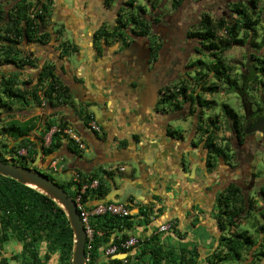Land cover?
Returning <instances> with one entry per match:
<instances>
[{
  "label": "flooded vegetation",
  "instance_id": "1",
  "mask_svg": "<svg viewBox=\"0 0 264 264\" xmlns=\"http://www.w3.org/2000/svg\"><path fill=\"white\" fill-rule=\"evenodd\" d=\"M3 1L1 25L14 5L17 18L30 23L29 31L15 38L13 54L0 55V85L3 91H12L0 98L3 161L17 165L21 155L23 163L30 161L26 167L46 173L38 168L46 159L44 148L63 123V133L80 132L84 146L75 148L73 155L65 148L56 150L63 154L50 162L65 158L66 167L89 172L133 160L138 174L122 176L119 183L112 180L108 188L114 198L133 202L137 195L147 205L163 207L169 201L167 190L183 191L185 207L180 208L187 217L192 215L190 219L198 223L205 215L215 222L209 221L219 234L209 235L218 239L211 253L227 231L219 228L218 219L220 211V219H227L231 185L244 206L247 201L264 206L262 186H257V195L248 197L257 185L254 155L264 144V131L258 130L264 126V92L249 79L255 62L248 57L242 67L230 66L234 77L226 86L233 89L242 109L232 113L235 121L229 122L224 111L220 119L218 115L213 119L207 101L215 93L208 89L217 85L218 78L211 59L209 72H198L197 57L203 53L211 57L201 36L206 14L202 0ZM28 4L29 8H20ZM51 87L54 91L46 94ZM9 105L14 116L2 123ZM184 121L189 125L182 126ZM20 123H31L32 144L16 154L19 140L10 135L9 127ZM92 123L95 134L88 129ZM46 127L50 130L42 134ZM33 150L37 153L30 154ZM86 150L91 151V159L81 156ZM112 158L119 160L110 162ZM3 256L0 253V264Z\"/></svg>",
  "mask_w": 264,
  "mask_h": 264
},
{
  "label": "trees",
  "instance_id": "2",
  "mask_svg": "<svg viewBox=\"0 0 264 264\" xmlns=\"http://www.w3.org/2000/svg\"><path fill=\"white\" fill-rule=\"evenodd\" d=\"M29 6V4L20 5V8L27 9ZM229 6L232 12L229 15L231 18L222 16L212 20L209 14H204L202 19L204 31L201 36L206 40L205 48L209 56L212 57L211 70L219 80L230 83L232 80L229 75L231 67L225 62L222 53L233 46H242L249 43L253 50L248 54V57L255 62V67H251L249 79L255 80L264 89V51L261 55H257L260 48H264V31L260 35L256 33L259 19L264 15V0L261 8H258V0H237L230 3ZM15 8L16 5L11 6L9 13L6 15L5 25L0 24L2 55L6 58L16 50L15 44L17 42L15 38L21 37L23 30L27 33L30 27V23L25 20L26 18H17ZM218 31L222 32L219 37L220 42L216 41ZM258 38L259 42L256 40ZM198 64L203 69L207 65L206 62L200 59ZM198 72H201V70ZM244 77H246L245 74ZM234 80H237V78L235 77ZM9 89L7 88L6 92ZM54 89V87H51L50 90L46 91V94L52 93ZM206 89L204 88V90ZM208 90H215V86H211ZM228 90L233 89L229 88ZM7 94L11 96L12 91L9 90ZM209 102L207 101V103ZM222 107L229 118V122H234L235 119L232 116L234 111L226 104H223ZM64 127L65 125L62 123L57 131L51 133L50 144L44 148L45 164H48L52 157L63 154V152H57L62 148L68 150L72 155L75 154L76 142L71 137L68 138L66 133H63ZM32 128L31 123H20L18 126L12 125L9 127L10 135L19 140V144L14 151L16 154L17 150L27 149L32 144L31 139L28 138V132ZM88 129L94 134L96 133V130L90 127ZM49 130L50 127H46L42 134ZM75 132L82 139V134L76 130ZM66 137L67 140H65ZM210 148L215 149V145L210 144ZM33 153H37V150L30 151V154ZM20 158L17 165L26 167V163H23L24 157L20 155ZM78 173L81 175L83 170L79 169ZM43 174L57 182L73 199L75 198L76 192L69 185L56 181L50 173ZM93 179L98 180V185L90 191L87 189L86 193H97L99 198H104L107 194L104 177L93 173L86 182L90 183ZM82 182L78 185L81 186ZM234 188L233 185L229 188V201L226 206L227 219H220L221 211L218 219L219 228L229 227L230 232L227 236L220 237L218 248L205 258L204 262L206 264H233L244 262L247 257L250 260L246 264H261L260 259L264 258V241L262 240L257 245V251L249 253L246 258L244 257V253L251 251L256 245L252 235L247 230H238L239 215L245 206L244 201L238 199V194ZM85 196L84 193L83 197ZM252 210L253 208L246 212L244 216L246 219H250ZM253 212H256V210H253ZM258 213L263 221L262 225L258 223V220L248 221V224L256 231L264 234V206L259 208ZM137 214L144 216L146 208L140 207ZM132 217L133 215L118 217L108 214L96 216L92 223L91 240L87 238L85 244L86 264H198L200 254L196 248L180 246L177 251L171 247L165 248L157 242V235H151L143 241L138 240L133 246L122 247L121 244L130 237V234L125 230H131L134 224L136 225ZM144 221L148 224L147 220ZM262 236L264 237V235ZM11 239L21 244V253L25 257V260L23 259L24 264H45L52 253H57L59 264H70L73 233L64 210L47 195L14 179L0 175V248ZM107 242L116 246L115 254L117 257L109 256L106 262L97 263V250ZM88 244H90V248H88ZM41 249L44 250L43 259L40 257ZM132 250H135V252L131 253ZM124 255V258H120ZM13 258L16 259L17 255H14ZM1 263L8 264L5 258Z\"/></svg>",
  "mask_w": 264,
  "mask_h": 264
},
{
  "label": "rangeland",
  "instance_id": "3",
  "mask_svg": "<svg viewBox=\"0 0 264 264\" xmlns=\"http://www.w3.org/2000/svg\"><path fill=\"white\" fill-rule=\"evenodd\" d=\"M140 3H142L145 0H138ZM197 3H200V0H194ZM237 1V0H202L201 1V5H203L206 8V14H209L212 18V20H216L219 17H229L231 18L229 15L232 14V12L230 11V3ZM262 1L263 0H258V8H261L262 6ZM1 2V0H0ZM2 3H5L4 1L0 3V7H2ZM264 12V11H263ZM262 31H264V15L261 16V18L259 19V22L256 26V33L258 35H260L262 33ZM222 35V32L218 31L216 33V41H221L219 40V37ZM259 42V38L256 39ZM253 50V47L250 46L249 43H245L242 46H233L227 50H225L222 55L223 58L225 60V62L229 65V66H233V70L237 69V67L239 66H243V63L245 64L248 59V54L251 53ZM264 51V48H260V52H257V55H261ZM2 53V48H1V43H0V55ZM202 61L206 62V67L204 66L205 69H201V72H209V59H212V57H207V55H205V53H203L202 55H200L199 57ZM71 62H75V60L73 58H71ZM251 63V61H249ZM200 64L198 65V67L200 68ZM208 66V67H207ZM6 67V66H5ZM231 72V71H229ZM230 75V79H232L234 76V74H232V72L229 74ZM203 76V75H202ZM202 76H200L199 78L202 79ZM15 77V76H14ZM214 83H217V85L215 86V90L210 91L215 93L214 95H212V99L208 100L210 101L209 104L213 107V110L211 112V117H214L213 119H215V116L218 115L219 119L221 118L222 115V111L223 104L228 105L234 112H239L242 111L241 107H240V103L238 101V98L235 94V92L233 90H228L226 83H224V80H219L217 79V81H214ZM257 84V83H255ZM257 86H259L260 88V92L263 93L264 89L261 88L260 84H257ZM4 95H7L6 90L3 91V89L1 88L0 85V98L4 97ZM17 108H23L24 106L22 105H17ZM11 109L13 110V107L11 105L7 106L5 108L6 112L4 114L2 123H4L5 119L7 118H12L14 116L15 111H12V114H7L8 112L11 111ZM185 123H182V126H188L189 122L184 121ZM175 125H177V123H175ZM180 125V124H179ZM177 125V126H179ZM1 126L0 125V131H1ZM225 131V129L223 130V132ZM69 134V137L71 135H76L75 132L73 131H68L67 132ZM224 135H226L224 133ZM256 136H259V134H255ZM68 137V138H69ZM67 137L65 138V140L68 139ZM41 141H43V138H40ZM2 140V139H1ZM82 141V139H81ZM5 147L9 148L10 147V142L8 140H5ZM83 142V141H82ZM84 146V142L82 143ZM15 149V147H13ZM262 151H264V144L263 146L260 147ZM18 151V150H17ZM78 151V150H77ZM257 150V152L254 155V160L252 163V171L254 172V174L256 175L255 177L257 178V185L255 186V188L252 189V191L248 194V197L253 198L256 192V188L257 186H262L264 188V152ZM15 153V152H14ZM84 159H91L92 158V153L89 150L83 151L82 155H81ZM39 159L36 160V165H38L40 163V157H38ZM18 160H16L17 163ZM43 163H41V165L38 167L39 169L44 170L46 173H50V175L52 176L53 179H55L56 181L60 182V183H64L69 185V187L71 189H73L75 191L76 189V185L79 182H82L83 180H89L91 178V175L93 173L97 174L98 176H103L105 179V186L107 187L106 191L107 194L110 193L109 191V185H111V181H115L116 183H119V181H121L122 176H130V175H134L137 176L138 171L136 168V164L134 163L133 160L128 159L125 161L120 162L119 164L116 163H112L110 165H108L105 170H93V171H89V172H84L79 175L78 171L79 169H74L73 167H66L65 163H66V159H61V158H55L54 162H50L47 164L44 163L45 158L42 160ZM25 162L27 164L30 163V161H26ZM9 163V161H8ZM47 163V162H46ZM54 163V164H53ZM118 166H122L123 167V171H120L118 169ZM55 167V168H54ZM110 168H112V170H110ZM77 174L79 175L77 177ZM77 179V180H74ZM162 186V184H160ZM164 186V185H163ZM162 190V194L161 195H165V187H163ZM88 190H92V188H88ZM168 197L166 198L167 201L163 207H160L159 205H157L156 203H151L148 202V205L145 204V202L142 200V198L140 196H136V200L133 202H127V205L123 204L126 207H131V214L133 215L132 220L136 223V225L134 224V227L131 230L136 231L137 234H139V236L137 235V237L130 235V237H134L135 239L141 240L143 241L145 238L150 237L151 235H157L158 239L157 242L160 245H163V247L167 248V247H171L173 249H175L177 251V249L180 246H186L188 248H196L200 254L199 258H198V263L199 264H206V262H204L205 258L207 257V255H209L211 253V247H214V245L217 243V240L214 237H210V233H214L216 235V237L219 235L217 233V231L215 230L214 225L212 224V222L209 223V221H211L212 219H207L205 217V215H203V219H200V221L197 223L198 219H190L192 215H188L183 211V209H181L180 207H185V196L186 194H184L183 191H179V190H167L166 192H168ZM87 190L85 191L86 196L82 197L84 201L87 202V206L91 209L93 203H100L97 202L99 199V195L97 193H86ZM142 192H145V190H143ZM178 193L177 198H173V196ZM106 194V195H107ZM105 195V196H106ZM99 198V199H98ZM251 198V199H252ZM158 200V199H157ZM165 200V199H164ZM257 201H260V199H258ZM115 203V202H114ZM122 204V203H120ZM247 205L244 207V209L242 210V212H240L239 215V227L238 230H247L248 233L250 235H252L254 241H255V248H252L251 251H248L246 253H244V257L246 258L247 255L251 252H255L257 251V245L260 243V241H264V237L262 235H264L263 233H260L259 231H256L255 229H253L251 227L250 224H248V221H256L258 220V223L260 225H262V220L261 217L257 212H253V210H256L257 207L259 208V204L256 206H251V204L247 201L246 203ZM130 205V206H128ZM146 205V206H145ZM250 205V206H249ZM147 207V213L144 216H139L138 210L140 207ZM180 208V210H179ZM253 208V210L251 211L250 214V219H246V217H244L246 215V212H248L249 210H251ZM131 216V215H130ZM149 216H152V218H150ZM148 217V219H146ZM187 218V219H186ZM147 220L148 224L144 221ZM213 221V220H212ZM145 223V224H144ZM191 223V224H190ZM206 223L209 225V227H205ZM213 223H215L213 221ZM194 224V227H191V225ZM212 225V226H211ZM207 230H209V232H207ZM256 231V232H255ZM230 232L229 227L227 228V231L224 232L225 236L228 235V233ZM258 232V233H257ZM117 234H119L117 232ZM133 234V233H132ZM113 238V237H112ZM111 241V240H110ZM115 245H110V242L104 243L102 244V246H100L97 250V263H104L108 260L109 256H113L116 257L115 251L112 252L111 249L114 247ZM44 250L41 249L40 251V257L43 259V252ZM135 250H132L131 253H134ZM2 253L4 256L3 258H5L8 262V264H24L23 259L25 260L24 255L21 253V244L18 243L17 241H15L14 239H11L9 242H7L6 244L3 245V250ZM14 255H17V258L14 259ZM125 257V256H124ZM124 257H120V258H124ZM250 260L249 257H247L245 259L244 262H235L233 264H246L248 261ZM260 263L264 264V258L260 259ZM45 264H59L58 261V255L57 253H52L50 254V259L47 260L45 262Z\"/></svg>",
  "mask_w": 264,
  "mask_h": 264
},
{
  "label": "water",
  "instance_id": "4",
  "mask_svg": "<svg viewBox=\"0 0 264 264\" xmlns=\"http://www.w3.org/2000/svg\"><path fill=\"white\" fill-rule=\"evenodd\" d=\"M258 130L263 132L264 126L258 127ZM117 160L119 159L112 158L110 159V162ZM0 175L14 179L15 181L47 195L64 210L73 233V247L70 264H86L87 258L85 253V244L87 241V232L77 212L76 203L72 196H70L57 182L48 178L43 173L29 167L5 162L1 158ZM106 201L127 204V202L122 199L114 198V194L112 192L108 193L104 198L99 199L97 202L103 203ZM125 232L135 237H137V235L139 236V234H137L134 230H125Z\"/></svg>",
  "mask_w": 264,
  "mask_h": 264
},
{
  "label": "built area",
  "instance_id": "5",
  "mask_svg": "<svg viewBox=\"0 0 264 264\" xmlns=\"http://www.w3.org/2000/svg\"><path fill=\"white\" fill-rule=\"evenodd\" d=\"M90 128L97 130V127L93 123L90 125ZM70 137L74 139L77 147H83V144H82L83 142L81 141V138L79 136L71 135ZM118 169L120 171L124 170L123 167H119ZM110 170H112V168H110ZM79 175L77 174V177ZM74 180H77V179H74ZM79 183H77L76 185L77 186L75 189L76 196L74 198V201L76 203L77 212L84 224V227L87 232V238H89V240H91V237H92V233H93L92 223L94 219H96V216H101L105 214H108L111 216H118V217H126L130 215L132 216L131 211H130L131 208H128L120 203H114V202L93 203L92 208L90 209L87 206V202L84 201L82 197L88 188L95 189L97 187L98 180L93 179L90 183L84 181L82 182L81 186L78 185ZM137 241L138 239H135L134 237H129L126 241H124L121 244V246L127 248V247L135 245ZM88 248H90V244H88ZM115 250H116V246H114L111 249L112 252H114Z\"/></svg>",
  "mask_w": 264,
  "mask_h": 264
},
{
  "label": "crops",
  "instance_id": "6",
  "mask_svg": "<svg viewBox=\"0 0 264 264\" xmlns=\"http://www.w3.org/2000/svg\"><path fill=\"white\" fill-rule=\"evenodd\" d=\"M88 53L90 54V52L88 51ZM199 264V263H198Z\"/></svg>",
  "mask_w": 264,
  "mask_h": 264
}]
</instances>
